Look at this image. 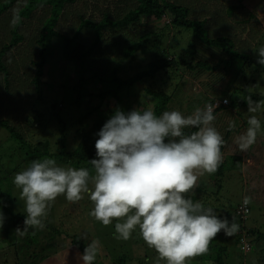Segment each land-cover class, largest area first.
Returning a JSON list of instances; mask_svg holds the SVG:
<instances>
[{
    "label": "rangeland",
    "instance_id": "rangeland-1",
    "mask_svg": "<svg viewBox=\"0 0 264 264\" xmlns=\"http://www.w3.org/2000/svg\"><path fill=\"white\" fill-rule=\"evenodd\" d=\"M118 1L76 0L73 5L65 7L63 19L58 25V31L70 35L73 32L72 28L79 22V16H91L94 19H99L107 4L110 5L106 11L112 10ZM196 1L201 4L202 9L204 6L206 7V18L208 17L210 22L213 18L211 13L213 15L217 13L220 20L225 18L222 8L226 0H190L192 8H194ZM239 1L245 10H237L238 20L232 24V31L237 38L236 42L240 51L247 52L250 57L255 59L258 58L256 50L264 45V0H227L230 4H239ZM5 2L6 0L0 1V6ZM112 6L113 8L110 9ZM202 9H195L196 14H202ZM248 12L252 13L255 18L249 19ZM37 15L36 12L35 16ZM195 15L193 17H202V15ZM170 19L163 18L160 21L142 19L141 22L127 26H107L101 31V37L105 43V56L107 55L110 61L116 65V76L126 80L147 70L150 55L154 56L153 51L149 53L144 47L125 60L124 49L137 44L139 40H155L156 35L159 34L162 35L161 47L162 49L168 47L167 51L170 53L169 58L171 59L174 58L171 56L173 51L177 54L180 53L188 61L192 59V65L198 61H206L209 66H215L218 60L227 58L222 57L220 49L207 48L197 42L192 43L189 31L165 26L170 23ZM28 26L29 24L22 29L25 40L28 35L31 39L35 36L34 33L30 32L31 30H28ZM5 40L6 42L9 41L8 34H5ZM6 42L2 41L0 44ZM55 44L54 42L51 43L48 48L47 62L42 77L43 100L32 107L29 118L31 121L33 113L40 114V116L36 119V124L29 128L30 131L23 124L17 126L19 132L23 129L21 132L28 144L49 143L50 154L57 152L59 147L57 143L60 137V124L50 110L53 105L56 108L54 113L59 114L66 124V149L73 151L78 143V137L75 136L76 130L80 127H91L96 118L95 115L88 117L83 121V125L79 124V120L95 107L100 108L96 113L102 115L103 118L107 117L108 112L115 108L125 113L134 109L152 110L156 100L151 93L163 92L170 97L166 111L177 110L186 116L192 114L197 107L203 108L210 99H227L228 102V97L236 99L238 95L233 94L232 91L244 85V79H247L248 82L246 83H249L250 87L252 86V91L264 94V70L261 67L255 69L247 65L239 66V62H235L229 68H223L220 65L219 67L216 66L214 71L207 72L201 68L190 70L176 65L175 68L171 67L152 78H144L142 81L125 88L119 94L121 103L118 106L112 95H107L101 104V99L93 97L91 94H97L111 88L113 85L111 75L103 76L102 81L90 79L86 83H80L79 74L82 73V77L86 80L85 78L90 73L87 74L80 70L75 63L66 61L62 57L61 49ZM191 44L194 47H191ZM27 45L24 41L23 44L10 52L12 53L10 56L4 59L5 63L9 65L13 64L14 59L19 61L17 70H15L18 78L10 71L9 80L12 82L11 88L14 84L18 88L13 99L22 105L21 113L16 112L17 118L21 117L19 120L21 123L23 122V115L26 114L36 96L32 89L25 87L33 75L32 67L28 66L26 69L29 65L31 49H28L29 57L23 55L27 51ZM34 53L35 50L33 49ZM177 54H175V59L178 57ZM78 94L82 95V99L73 104L72 102ZM263 107L260 104L256 112H249L248 105L236 111L231 110L228 106L222 112L213 113L215 120L212 122V126L222 135L223 139L228 137V142H224L222 145V161L227 160L231 155L240 157V159L235 162L234 167L228 165L219 183L213 182L207 173L200 176L198 180L199 191L195 194L196 202H201L206 208H213L218 216L222 217L225 214L232 216L233 212L235 213L236 205L244 197L251 198L256 194L255 200L251 199L249 203L250 213L245 220V226L247 229H256L258 226L259 230H264V125L262 124L263 126L257 134L255 144L246 152L240 151L236 137L246 131L248 126L243 123H247L249 117L254 115L262 122ZM30 121L27 122L28 125ZM230 122L235 124V128L229 136ZM238 128L239 130H237ZM190 129L185 130L189 131ZM16 144L10 138L7 130L0 127V192L6 202V208L11 213L22 214L25 219V203L20 198V189L16 188L12 181L15 174L30 166V163L23 160L22 154L16 153L14 155L15 152H18L15 151ZM11 154L13 156L9 157ZM44 158L51 157L46 156L42 159ZM57 164L65 168L70 167L59 162ZM89 186L91 187V184ZM93 207L94 205L87 194H84V198L76 203L68 202L64 195L58 196L48 211L45 227L43 229L29 228L26 231L29 234L32 233L33 237H37V245H31L24 241L20 242L23 235L17 233L16 230L24 229V219L18 220L12 226L10 215H7L5 209L0 207V212L3 213V226L0 229V264H83L82 255L70 244L72 237H78L85 246L93 240L99 241L100 249L95 259L96 264H166V261L159 260L156 251L144 242L138 228L133 231L130 239L126 241L117 239L114 227L116 221L107 227L103 226L89 215ZM7 229H10V232ZM5 237L9 242L13 240L17 242L13 243L14 246L8 247L6 242L4 243ZM237 239L236 233L232 236H225L221 232L210 243L213 246L228 247L225 258L226 264H264V244H259L257 249H253L254 251L252 250L242 257ZM44 254L45 258H40ZM47 255L49 256L46 257ZM206 256L207 254L196 256L186 261V264H212Z\"/></svg>",
    "mask_w": 264,
    "mask_h": 264
},
{
    "label": "clouds",
    "instance_id": "clouds-1",
    "mask_svg": "<svg viewBox=\"0 0 264 264\" xmlns=\"http://www.w3.org/2000/svg\"><path fill=\"white\" fill-rule=\"evenodd\" d=\"M256 53L257 63L264 66V45ZM246 102L249 112L260 107L251 97ZM216 107L208 103L186 116L177 110L160 116L151 109L115 110L97 133L91 171L65 168L52 158L31 161L12 181L20 189L26 213L24 229L16 232L24 235L29 228L43 229L58 196L76 203L87 194L94 205L90 216L105 227L116 221L117 239H130L138 228L144 242L166 264H186L207 254L210 241L219 233L232 236L239 230L234 221L184 195L198 187L200 176L214 174L222 162L224 139L212 122L213 113L226 107L214 112ZM247 123L246 131L236 137L242 152L255 144L261 128L254 115ZM190 128L197 130L185 133ZM234 128L230 122L228 130ZM243 202L247 205L251 198L246 196ZM99 249V241H91L81 256L83 264H93Z\"/></svg>",
    "mask_w": 264,
    "mask_h": 264
},
{
    "label": "trees",
    "instance_id": "trees-1",
    "mask_svg": "<svg viewBox=\"0 0 264 264\" xmlns=\"http://www.w3.org/2000/svg\"><path fill=\"white\" fill-rule=\"evenodd\" d=\"M75 2L76 0H6V2L0 6V43L2 41L6 42L5 34L9 35V41L5 44H0V127L5 128L10 138L17 143L16 148H14L15 151L17 150L18 152H15L14 155L16 153H18V155L19 153L22 154L23 160L28 161V163H31L33 160H41L43 157L49 156L66 166L73 168L83 167L88 168L91 171L92 166L89 160L96 158V150L94 145L95 141L99 138L97 133L116 110L115 108L114 110L109 111L108 116L105 118H103L102 115L96 113L98 109H100L99 107H95L86 113L79 120L80 125H83V121L88 117H92L93 115H95L96 119L92 123L91 127L85 126L76 130L75 136L78 137L77 146L73 151H67V138L65 134L66 124L59 114L54 113L56 108L55 105H53L51 106L50 110L52 111V115L54 114V117L60 124V137L57 143L59 147L57 152L50 154V145L47 142H37L32 145L27 143V140L23 137L21 132L23 129L19 132L17 130L19 127L17 126H19V124L22 126L23 124L26 126V128H28V131H30L29 128L36 124V119L40 116V114L33 113L32 120L30 121L29 116L32 112V107L41 103L43 100L42 77L44 74V67L47 62L48 48L53 42L56 43L55 45H58V47L61 49L62 57L66 61L75 63L80 68V70L85 71L87 74L90 73L85 78L86 80H84L82 77L83 74L80 73V83H86L87 80L90 79L102 81L104 78L103 76L111 75L113 84L111 88H108L106 91H101L97 94H91L93 97L95 96L100 98L101 104H103L102 101L106 99L107 95H112L116 105L118 106V104L121 103L119 94L125 88L134 85L136 82L142 81L144 78H152L161 71H165L171 67L175 68L176 65L186 67L190 70L201 68L207 72H212L215 70L216 66L219 67L222 65L223 68H229L233 65V63L239 62V66L247 65L252 66L255 69L261 67L264 70V66H261L257 63L258 58L254 59L250 57L247 52L240 51L239 46H237V38L234 36L232 31V24L238 20L237 10H245V8L241 6L240 1L238 2L239 4H230L226 0V2H224L225 5L222 8V13L225 18L220 20L217 16V13H214V15L211 13L213 18L212 22H210L211 20L208 17L206 18V7L204 6L202 9L201 4L197 1L195 2L194 8H192L190 0H119L114 5V8L113 6L110 7V9L113 8L112 10L106 11L110 5L107 4L102 10L101 17L99 19H94L91 16H79V22L72 28L73 32L70 35L59 32L58 25L60 24V20L63 19L65 7L73 5ZM123 2L125 3L121 5ZM195 9H202L203 13L196 14ZM36 12L38 13L37 16H35ZM195 14L202 15V17H193ZM247 15L249 19L255 18L252 13L248 12ZM163 18H171L170 23L166 24L165 26H170L171 28L178 30L183 29L185 31H189L191 33L192 43L197 42L207 48L220 49L222 57L225 56L227 58H221L218 60L215 66H209L206 61H198L195 65H192V59L188 61L183 58L180 53L177 54V52L173 51L171 56L174 58L171 59L169 58L170 53L167 51L168 47L165 49H162L161 47L160 42L162 40V35L159 34L156 35L157 38L155 40H139L137 44L131 45L124 49L125 60L132 56V54L144 49V47L149 53L153 51L154 56L152 57L150 55V61L148 63L147 70L135 74L126 80H122L116 76V65L110 61L107 55L105 56V43L102 40L101 31L107 26H127L132 23L141 22L142 19L160 21ZM27 24H29L28 30H31L30 32L35 34L33 39H31L30 35H28L25 40V36L22 34V29ZM30 25H32L31 29ZM24 41L28 45L26 47L27 51H25L23 55L29 57L28 49H31V57H29L30 61L26 69L28 66L33 68V75L25 87L32 89L36 96L33 98V102L30 104V107H28L26 114L23 115L24 118L22 120L23 122L21 123V121H19L21 117L17 118L18 115L16 112L18 111L21 113L22 105L13 99V95L18 92V88H16L15 84L11 88L12 82L9 80L10 71H12L16 75L15 77L18 78L15 70H17L19 61L14 59L13 64L9 65L5 63L4 59L10 56L12 54L10 52L20 44H23ZM192 46L194 47L193 44H191V47ZM33 49L35 50V55L33 54ZM175 54L178 56L176 59ZM32 57L33 59H31ZM97 63H99V65H97ZM246 82H248L247 79H244L245 84L240 88H235L232 91L233 94H237L238 97L236 99L228 97L229 102L225 106L226 108L229 106V108H231L233 111H236L237 109H243L247 106L246 100L248 97H251L253 101L259 102L264 106V94L255 93L251 90L252 86L250 87L249 83ZM16 84L18 85V83ZM151 94L156 100L152 106V110L154 111L155 115L160 116L164 111L167 110L170 97L163 92H152ZM81 99L82 95L78 94L77 98L72 103H78ZM212 101L213 100L210 99L206 104L212 103ZM1 107H4V109L2 110ZM226 108L223 109L225 110ZM262 110L263 119L262 122L260 121L261 126L264 125V107ZM28 121H30L29 125L27 124ZM243 124L248 126V123L246 122ZM196 130L197 129L191 128L189 131H184L185 133H189ZM237 130H239V128ZM233 132V130H228V135L230 136ZM224 142H228V137L224 138ZM222 151L223 150L221 147V153ZM12 156L13 154L9 155V157ZM239 159L240 157L231 155L227 160L222 161L218 167V170L214 174H210L212 181L219 183L223 178L224 172L227 170L228 165L230 164L232 167H234L235 162ZM198 191L199 187L193 191L185 193L184 195L186 198H190L193 202H196L197 198H195V194ZM240 202L238 204H240ZM5 203L6 202L3 198V195L0 192V207L5 209L7 215H10L13 221H11L12 226L18 220L24 219L22 214L11 213L6 208ZM247 216L245 217V220ZM222 218H227L230 223L234 221L239 225V230L236 232L238 239L241 237L240 232L245 233L248 242L251 245V249L248 253H250L253 249H257L256 247L259 244H264V230L247 229L245 226V220L240 218L234 212L232 216L225 214ZM7 231L10 232V229H7ZM238 239L237 244L239 243ZM22 241L30 243L31 245H37L38 239L37 237H33L32 233L29 234V232H25L20 242ZM5 242L8 247H11L14 246L13 243H16L17 241L13 240L9 242L5 237L4 243ZM70 244L74 246L81 255L83 254L86 246L78 237L70 238ZM239 252L241 251L239 250ZM227 253V246H213L211 243H209L206 258L210 260L212 264H226L225 258ZM246 254L242 253V257ZM48 256L49 255L46 257ZM40 258H45V254L40 256ZM93 264H96L95 261Z\"/></svg>",
    "mask_w": 264,
    "mask_h": 264
},
{
    "label": "built area",
    "instance_id": "built-area-1",
    "mask_svg": "<svg viewBox=\"0 0 264 264\" xmlns=\"http://www.w3.org/2000/svg\"><path fill=\"white\" fill-rule=\"evenodd\" d=\"M212 103L217 105V107L214 110V112H215L216 110H219L221 107L226 106L228 104V101L226 99H223L221 101L220 100H213ZM243 201H244V199L241 200L240 204H238L236 206L235 213L240 218L245 220V217L249 213L250 206H249V204L245 205ZM240 234H241V237H240V239H238V241H239L238 248L243 254H246V253H248L250 251L251 245L248 242V239H247L245 233L244 232H240Z\"/></svg>",
    "mask_w": 264,
    "mask_h": 264
},
{
    "label": "crops",
    "instance_id": "crops-1",
    "mask_svg": "<svg viewBox=\"0 0 264 264\" xmlns=\"http://www.w3.org/2000/svg\"><path fill=\"white\" fill-rule=\"evenodd\" d=\"M242 165H243V164H242ZM198 180H199V179H198ZM255 196H256V194H255V195H253V197H251V199L255 200ZM243 199H244V198H243ZM243 199H242V200H243ZM236 206H237V205H236ZM256 229H259V228H258V226H257V228H256Z\"/></svg>",
    "mask_w": 264,
    "mask_h": 264
}]
</instances>
